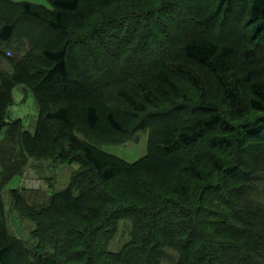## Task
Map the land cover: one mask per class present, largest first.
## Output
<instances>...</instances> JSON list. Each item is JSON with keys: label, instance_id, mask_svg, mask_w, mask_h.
Segmentation results:
<instances>
[{"label": "trees", "instance_id": "1", "mask_svg": "<svg viewBox=\"0 0 264 264\" xmlns=\"http://www.w3.org/2000/svg\"><path fill=\"white\" fill-rule=\"evenodd\" d=\"M118 1L51 0L45 6L0 0V150L14 140L27 156L41 154L78 167L66 189L53 192L41 209L29 210L37 224L36 249L8 233L0 201V264H163L168 249L179 253L177 264H264V205L253 198L264 168L253 163L249 171L242 161L244 151L264 158V67L259 63L264 56L246 49L245 69L231 72L232 48L188 36L175 50L172 68L190 81L191 94L185 95L162 65L114 90L94 67L100 48L113 41L112 24L92 27V19L99 7L109 9ZM137 1L156 11L164 2ZM233 4L219 0L194 22L200 28L224 25ZM134 7L125 13L139 5ZM250 20L251 35L260 33L257 41L264 46V0H253ZM24 39L30 48L16 61L4 48L15 42L23 46ZM128 44L120 43L122 49ZM130 56L118 54L119 66L128 68ZM3 60L13 67L11 74ZM198 70L214 80V94L206 92ZM17 86L31 91L39 106L34 134L23 132L21 119L7 121ZM252 112L261 115L241 123ZM171 118L179 122L176 128ZM141 122L163 126L166 134L151 140L148 154L136 162L78 136H122ZM3 132L8 138L2 139ZM19 168L4 177L9 180ZM128 219L134 223L132 240L110 251Z\"/></svg>", "mask_w": 264, "mask_h": 264}, {"label": "rangeland", "instance_id": "2", "mask_svg": "<svg viewBox=\"0 0 264 264\" xmlns=\"http://www.w3.org/2000/svg\"><path fill=\"white\" fill-rule=\"evenodd\" d=\"M12 1L50 6L51 0ZM217 1L219 0H164L163 4L159 2L161 6L157 11L138 4L137 0H121V2H115L109 9L99 7L92 19V27H100L106 21L112 24V28H116V30L109 29L114 33L113 41L105 43L103 50L100 48L98 52L102 51V54L97 55V60L94 62V67L96 65L100 71L99 76L102 74L101 78L104 77L109 83H112L114 90H119L126 87L132 78H141L147 72V69L153 65H162L169 70L171 69V76L182 87L185 95H189L193 89L190 81L184 76L178 75L172 68L173 64L177 63L174 57L175 50L178 49L182 40L188 36L207 37L232 48L234 57L231 72L239 73L243 71L245 69L246 49H255L259 59L260 56H264V46H259L260 43L257 41L261 34L251 35L254 24L250 20L253 0H234V12L224 25L214 23L209 28L198 27L194 22L195 17L201 16L202 12L210 9ZM135 5H139L138 9L125 13L135 8ZM119 20L123 21V24ZM22 26L26 31L28 25L24 21ZM33 28L36 29V34L39 35L38 27L33 26ZM88 30L90 28L82 32L83 35H87ZM95 40L97 42L96 37ZM127 40L129 44L124 45L125 48L122 49L120 43L123 45ZM19 43L8 44L4 48L8 56L9 53H12L13 59L16 61L30 48L26 39H24V47ZM128 48H131L129 52L121 53V51L124 52ZM131 52L132 54L135 53L130 56ZM118 54L122 59H125L126 56L131 57L127 65L128 68L120 67L121 62L116 58ZM259 63L261 67H264L263 62ZM1 65L6 72L10 74L13 72V67L6 61L3 60ZM120 68L122 70H119ZM198 73L201 74L205 83L206 92L210 95L214 94L216 89V84L212 83L214 80H211V82V78L209 79L200 70H198ZM204 78H207V80H204ZM110 92L113 96H116L117 91L110 90ZM13 96L14 104L8 111L7 121L13 122L21 119L23 132L34 134L40 112L34 94L31 91L26 92L24 86H17L13 90ZM260 115L252 112L241 123L257 119ZM175 119L168 120L172 128H176L179 124ZM239 123L238 121L234 122L237 125ZM152 124L141 122L122 136L105 139L81 132H78V136L82 139L92 138L97 140L102 144L104 151L128 162H136L148 154L151 140L156 142L166 134L163 126ZM9 136L11 139L12 134ZM1 137L2 139L8 138V132H3ZM258 156V151H244L242 161L248 166L249 169L247 168V170L251 171L253 169V163H258V167L264 168V158L259 159ZM13 167L14 169L20 168L8 180L6 178L8 176L4 177V175H8L6 171ZM77 168L75 164H61L56 162L54 158L44 157L41 154L27 156L22 153L18 142H14V140H11V144L6 143L3 146V151L0 150V184L4 183V187H0V201H2L5 209L4 223L8 233L21 239L28 247L36 249L38 240L34 237L33 232L36 230L37 224L29 216V210L31 208L41 209L43 205L48 203L53 192L66 189ZM254 169L259 170L260 168ZM262 177L263 179L257 184V188L253 193V198L264 205V175ZM133 231L134 223L129 219L123 221L118 228L117 235L108 246L109 250L113 252L120 251L124 245L132 240ZM179 260V253L173 249H168L163 264H177Z\"/></svg>", "mask_w": 264, "mask_h": 264}]
</instances>
